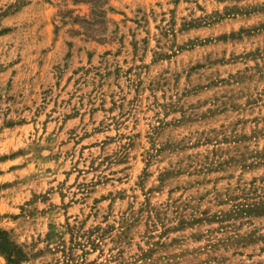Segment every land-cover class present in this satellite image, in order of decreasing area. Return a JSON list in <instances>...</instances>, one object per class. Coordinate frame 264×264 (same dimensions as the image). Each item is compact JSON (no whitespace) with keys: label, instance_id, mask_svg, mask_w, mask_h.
I'll use <instances>...</instances> for the list:
<instances>
[{"label":"rangeland","instance_id":"1","mask_svg":"<svg viewBox=\"0 0 264 264\" xmlns=\"http://www.w3.org/2000/svg\"><path fill=\"white\" fill-rule=\"evenodd\" d=\"M80 2L0 0V264H264V0Z\"/></svg>","mask_w":264,"mask_h":264},{"label":"trees","instance_id":"2","mask_svg":"<svg viewBox=\"0 0 264 264\" xmlns=\"http://www.w3.org/2000/svg\"><path fill=\"white\" fill-rule=\"evenodd\" d=\"M80 3H83L88 7L89 13L87 15H73L74 10L68 9L59 12L58 15L60 21L69 22L72 25V28L69 29V32L72 35H80L86 39L104 42V35L107 30L106 0H83V2ZM4 234L5 232L0 230V240L7 243L3 238ZM0 252L7 254L5 247L2 246L1 242Z\"/></svg>","mask_w":264,"mask_h":264}]
</instances>
